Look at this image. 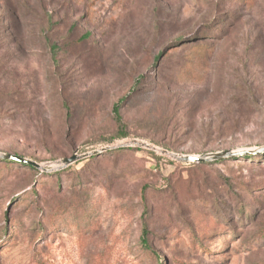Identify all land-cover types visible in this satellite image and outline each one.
<instances>
[{"label": "rangeland", "instance_id": "obj_1", "mask_svg": "<svg viewBox=\"0 0 264 264\" xmlns=\"http://www.w3.org/2000/svg\"><path fill=\"white\" fill-rule=\"evenodd\" d=\"M263 146L264 0H0V264H264Z\"/></svg>", "mask_w": 264, "mask_h": 264}, {"label": "water", "instance_id": "obj_2", "mask_svg": "<svg viewBox=\"0 0 264 264\" xmlns=\"http://www.w3.org/2000/svg\"><path fill=\"white\" fill-rule=\"evenodd\" d=\"M125 146H142L145 148H150L153 149V146L146 142L138 141V140H130L126 142H121L116 145L112 146H107L104 148L96 149L91 152L82 154V155H77L76 153L72 154L68 158H63L57 163L56 169H63L67 167L68 165L76 162L77 160H80L82 158H85L87 156H94L98 155L104 151H107L109 149H115V148H120V147H125ZM163 151V150H162ZM164 153H167L166 151H163ZM264 152V146L255 148V149H244V150H238V151H220V152H215V153H207V154H202V155H182V154H173V153H167L169 156H171L173 159L176 161L182 162V163H204V162H212V161H218L222 159H226L229 157H235V156H244V155H252V154H258V153H263ZM0 159L1 160H8L11 162L19 163L22 165L30 166L36 169H40L42 171H48L47 169L43 168L42 165L38 164L37 162L18 156L14 154H9V153H0ZM54 170V169H52Z\"/></svg>", "mask_w": 264, "mask_h": 264}, {"label": "trees", "instance_id": "obj_3", "mask_svg": "<svg viewBox=\"0 0 264 264\" xmlns=\"http://www.w3.org/2000/svg\"><path fill=\"white\" fill-rule=\"evenodd\" d=\"M9 15H10L9 19H11V21L13 23V27L15 29H17L19 27V23L22 22V20L25 19V16L21 13V11L18 8L14 7V6L13 7L11 6V10L9 12ZM44 23H45V25H46L48 30H51V29H53L54 26H56V23L53 22L52 16H50L48 14H45ZM213 35L214 34H212V30H208L207 34H203V32L200 31L199 33H195L194 38L188 40L187 43H193L195 45L199 44V46H201L207 40L213 39L215 37ZM42 37L44 38V42L46 43L50 59L53 62H55L59 51H61V49H62L61 46L58 44V42L52 41L50 39V37L47 36L46 32L45 33L42 32ZM19 41H20L19 43H20L21 46H24V44L26 43L23 38L21 40H19ZM178 41L180 42L181 39L179 38ZM163 57H164V53H161V55H159V57L156 58L157 61H158L157 64L159 63L160 60H162ZM112 112H113V115H114V120L116 122L118 133L115 136H113L112 138H110L109 140L112 141L114 139H124V138L127 137V134L123 130V124H122L121 115H120V102H117L116 104L113 105ZM14 155H16V154H14ZM97 156L98 155L91 156L90 159H94ZM240 158L242 159V158H249V157L248 156H243V157H240ZM3 161L6 162V163H14V162H11V161H8V160H3ZM198 164L199 165H204L205 163H198ZM24 166H26V165H24ZM192 166H193V164H192ZM26 167L27 168H32L30 166H26ZM140 242H141V244L143 246H147V243H148V240H147V226H146L145 223H143L142 232H141V236H140Z\"/></svg>", "mask_w": 264, "mask_h": 264}]
</instances>
